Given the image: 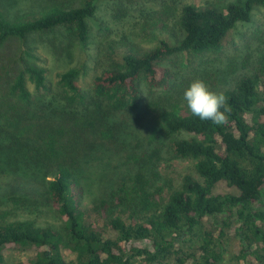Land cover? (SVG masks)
Returning a JSON list of instances; mask_svg holds the SVG:
<instances>
[{
  "label": "trees",
  "instance_id": "trees-1",
  "mask_svg": "<svg viewBox=\"0 0 264 264\" xmlns=\"http://www.w3.org/2000/svg\"><path fill=\"white\" fill-rule=\"evenodd\" d=\"M80 1L20 16L0 0V49L12 39L25 47L32 35L60 27L82 48L55 83L26 49L0 68V198L9 197L0 202V264L7 248L29 254L16 264H264V53L232 80L205 76L231 108L222 125L192 115L183 83L165 64L184 53L219 54L264 0L166 3L144 31L175 25L173 43L140 52H123L125 40L94 41L90 21L101 0ZM144 89L167 105L148 102ZM132 112L145 118L141 127L127 125ZM161 135L168 162H195L193 174L167 193L158 185ZM90 166L101 167L97 179ZM221 183L237 193H215ZM85 195L95 219L80 209ZM41 202L56 209L62 230L8 220L9 203ZM228 236L241 244L230 258Z\"/></svg>",
  "mask_w": 264,
  "mask_h": 264
},
{
  "label": "rangeland",
  "instance_id": "rangeland-1",
  "mask_svg": "<svg viewBox=\"0 0 264 264\" xmlns=\"http://www.w3.org/2000/svg\"><path fill=\"white\" fill-rule=\"evenodd\" d=\"M5 5L12 10L13 13L20 16L25 14L38 13L44 7L55 5H63L66 8L80 7V0H3ZM229 0H137L129 3L125 0H101L98 5L96 18L90 21L92 27V37L94 41L107 39L110 37L112 41L125 40L124 51L128 48L134 51H146L156 47L160 40H168L173 43L174 35L178 33L175 25L171 26L172 18L168 17L169 27L165 29H154L144 31L145 25L153 27L154 20L159 19V11L166 3L175 6L176 9L184 4H195L203 7L208 4H217L223 6ZM177 11V10H176ZM171 19V20H170ZM147 27V26H146ZM124 42V41H123ZM75 38L67 29L60 27L48 32H41L32 35L26 46L12 39L7 42L4 48L0 49V68L5 66L11 67L17 54H21L22 49L30 51L32 57L29 61L37 63L47 72L50 81L55 83L56 76L70 68L75 63V56L82 51L81 46L76 45ZM127 47V48H126ZM264 53V8L257 7L252 19L248 23L239 24L230 32L223 49L219 54L211 56H192L189 54H180L171 57L165 64L176 74L179 84L183 83V91H185L190 83L195 80H204L206 75L214 73L216 77L232 80L235 76L247 73L251 67L257 65L260 56ZM208 62H212L209 63ZM208 67L206 70H204ZM208 71V72H206ZM201 72L199 75L195 73ZM13 72L11 71L10 74ZM210 73V75H211ZM210 79H214L213 75ZM8 77V76H7ZM204 81H207L205 79ZM91 82V75H88L83 84ZM81 83V85L84 87ZM210 85V84H208ZM86 87V86H85ZM88 87V86H87ZM145 96H148L147 89H144ZM159 96V97H158ZM184 96V95H183ZM162 94H156L149 97L148 102L157 100L160 105H167L166 98ZM146 103H144L145 105ZM125 115V114H124ZM127 125L141 127L145 123V118L132 112L125 115ZM160 141L165 144L163 152L165 160L161 163L159 172L162 178L158 185L166 187V193L172 189L179 188L183 178L186 175L193 174L195 162L193 160H172L171 156L166 154V145L169 142L164 135L160 136ZM161 146V145H158ZM108 161V160H106ZM105 162V161H104ZM117 165V159L114 158ZM121 164V162H118ZM118 166V165H117ZM104 169H107L103 166ZM101 167L90 166V171L97 179L101 174ZM237 193L234 189H229L224 183H221L215 189V193ZM81 196L80 209L86 213L89 219H95V215L91 214L90 209L92 203L90 199ZM9 197L0 198V202H5ZM29 204V203H28ZM9 208L11 215L9 221H32L37 227H49L54 230H62L63 221L57 213L56 209L46 202H41V206H21ZM209 227V225H206ZM226 248L228 250L227 257L230 258L241 250V244L238 239L228 236L225 239ZM5 264H16L17 262L27 258L29 254L20 251L5 249L3 251ZM236 264V263H235Z\"/></svg>",
  "mask_w": 264,
  "mask_h": 264
},
{
  "label": "clouds",
  "instance_id": "clouds-1",
  "mask_svg": "<svg viewBox=\"0 0 264 264\" xmlns=\"http://www.w3.org/2000/svg\"><path fill=\"white\" fill-rule=\"evenodd\" d=\"M184 100L193 116L201 121H212L216 125H222L227 120V113L231 108L223 93H216L209 89L203 80H195L184 91ZM223 109V111H221Z\"/></svg>",
  "mask_w": 264,
  "mask_h": 264
}]
</instances>
